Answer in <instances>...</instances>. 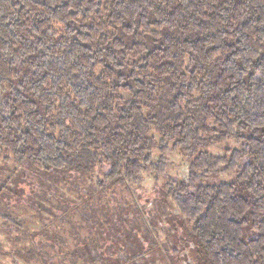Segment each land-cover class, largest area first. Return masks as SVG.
Instances as JSON below:
<instances>
[{
	"label": "trees",
	"instance_id": "trees-1",
	"mask_svg": "<svg viewBox=\"0 0 264 264\" xmlns=\"http://www.w3.org/2000/svg\"><path fill=\"white\" fill-rule=\"evenodd\" d=\"M228 140L238 148L209 152ZM170 147L190 160L164 194L191 223L192 260L264 264V0H0L4 159L46 174L107 166L104 190L164 174L152 152ZM121 249L84 254H148Z\"/></svg>",
	"mask_w": 264,
	"mask_h": 264
},
{
	"label": "rangeland",
	"instance_id": "rangeland-1",
	"mask_svg": "<svg viewBox=\"0 0 264 264\" xmlns=\"http://www.w3.org/2000/svg\"><path fill=\"white\" fill-rule=\"evenodd\" d=\"M226 148H238V144L234 140L217 143L209 152L221 156ZM2 155L0 264H88L84 253L93 252L95 244L99 252H112L97 253L94 258L99 259L114 261L117 250L123 248L130 254L148 251L137 264H199L191 258L186 237L191 223L164 194L168 179L179 181L188 175L190 160L178 150L170 147L163 155L153 150L154 161L160 156L166 159L164 174L146 172L136 184L104 190L98 183L104 180L107 166L84 175L66 170L46 174ZM146 226L154 245L145 233ZM175 247L176 255L172 252Z\"/></svg>",
	"mask_w": 264,
	"mask_h": 264
}]
</instances>
